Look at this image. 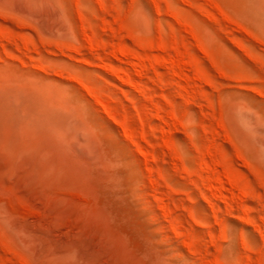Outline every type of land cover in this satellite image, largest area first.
<instances>
[{
  "label": "rangeland",
  "instance_id": "obj_1",
  "mask_svg": "<svg viewBox=\"0 0 264 264\" xmlns=\"http://www.w3.org/2000/svg\"><path fill=\"white\" fill-rule=\"evenodd\" d=\"M0 264H264V0H0Z\"/></svg>",
  "mask_w": 264,
  "mask_h": 264
}]
</instances>
